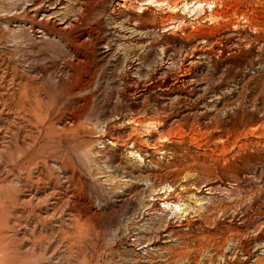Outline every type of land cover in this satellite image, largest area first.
Masks as SVG:
<instances>
[{"label": "rangeland", "instance_id": "374dc122", "mask_svg": "<svg viewBox=\"0 0 264 264\" xmlns=\"http://www.w3.org/2000/svg\"><path fill=\"white\" fill-rule=\"evenodd\" d=\"M144 1L0 0V92L17 97L23 88L22 98L29 103L18 112L29 109L41 123L28 134L18 128V119L8 130L0 126V180L10 175L6 184L0 181V201L8 203L0 223L7 221L14 203L8 229L18 236L25 256L20 264H154L156 246L177 248L189 242L205 227L199 225L200 214L217 212L228 197L245 196L262 184L257 177L262 162L242 174L250 182L243 194L235 182L217 189V182L206 180L200 169L186 167L189 154L180 134L190 128L180 118L190 114L189 120L201 116L209 122L220 99L227 118L245 105L255 107L242 90L245 83L264 84L248 81L263 71V43L252 46L254 62L235 66L230 76L224 74L231 62L215 60L239 53L236 40L246 35H238L239 30L256 32L242 13L264 19V0H219L239 22L228 31L232 46L225 53L217 45L208 53L203 38L193 44L185 38L189 30L217 27L209 19L212 10L222 7L217 0ZM197 2L202 6L195 8ZM121 8L144 11L148 27H139L128 13L120 15ZM161 19L177 24L163 28ZM120 21L133 33L118 28ZM169 36L177 39L170 42ZM125 44L133 46L126 53L119 50ZM160 47L165 49L161 54ZM4 114L0 125L12 118ZM77 114L82 119L74 124ZM160 115L169 126L154 121ZM48 119L51 130L45 129ZM69 130L73 136H67ZM261 195L233 205L227 220L240 223ZM204 204L207 208L200 207ZM186 218L195 222L191 228ZM262 233L264 217H259L246 237ZM84 247L91 248L90 254L78 259ZM238 253L246 264L263 258L264 235L250 248L249 258L229 241L215 264Z\"/></svg>", "mask_w": 264, "mask_h": 264}, {"label": "bare ground", "instance_id": "6f19581e", "mask_svg": "<svg viewBox=\"0 0 264 264\" xmlns=\"http://www.w3.org/2000/svg\"><path fill=\"white\" fill-rule=\"evenodd\" d=\"M144 2L143 3L146 4L147 0H145ZM218 3L222 4V7L220 9H217V11L210 10L211 13L209 16L210 20L217 21V27L211 29L202 28L197 30H189L186 33L187 35L185 36V38H187L186 44H193L198 38H203L206 41V45H210V48L207 50L208 53H213L215 51L216 45L217 47H222L223 53L231 48L232 35L228 33V31H232L233 24L239 22L236 16L227 14L226 5L225 3H223V1L221 2L217 0V4ZM196 4L197 5L195 6V8L202 6L199 4V2H197ZM135 10H132L130 8L129 11H125L121 8V10H119V13L120 15L128 13L130 19H137L138 21H140L139 27L141 28L148 27L147 21H145L143 17L145 15L144 11L142 14H139ZM242 14L244 15L247 26L250 29L254 28L256 32H251L247 29L245 31H242V29H240L238 35L242 36L243 32H245L246 35H243V38H245V40L241 38L236 40V44L239 47V53H232L228 56L224 55L225 57L223 59L217 58V60H215L217 61L216 64H220L225 61L231 62V67H229L225 71V77L230 76L235 66H241L242 64L254 62V49L252 48V46L255 43H263L261 54L264 55V19H256L254 18V16H246L245 12H243ZM160 22L163 28L166 26L174 27L177 24L174 22L166 23L163 19H161ZM116 26L120 29L127 28L126 30L128 34H132L134 31L133 28L125 27L122 21L116 23ZM119 32L121 35L125 34V31L123 32L119 30ZM176 39L177 38L175 36L166 37V40H170V42ZM158 42L157 44L160 43ZM126 44L119 45V50H124V53H126L128 48L133 47L131 45L127 47L128 44L127 46ZM146 46L141 44L139 48L143 50L146 48ZM164 51L165 49L163 47L158 48L159 54L163 53ZM258 60L262 67V58L260 57ZM193 69L194 68L190 69L191 72L193 71ZM253 79H256L258 81L264 80V67L262 72L259 71L255 75L251 76L248 81H251ZM1 81L3 80L0 79V82ZM245 88V90H242L243 97H252L250 100V106L254 105L255 107L253 109H251L249 105H245L244 108H239L240 113L233 112L230 118H227L223 115V111L227 108V106L223 105V99H220V101L217 102L218 113L216 116L213 115L214 117L209 122H203V117L201 116H197L192 120H189L191 119L190 114H187L184 117L180 118V120L183 121L185 128H190V132H181L180 134V138L187 146L189 154L187 162L184 163L185 166L193 169H200L201 171L199 172L205 177L206 180H215L217 182V189H220L221 186H226L228 182H235L236 189L239 193L242 192V194L243 192H246V188L250 183L249 181H245L243 179L242 174L249 171L256 162H262L264 165V84L262 83L259 87L256 88V86L249 87V85L245 83ZM3 91L1 90L0 92V118L4 111L7 115L12 114V118L9 119L8 115V119L5 120L7 124H2L0 126L7 127L4 129L8 130V126L13 124L11 122H15V119H18L17 123H15L17 124L18 128H21V130L25 131V134H28L27 131H31L33 129L38 131V128L41 127V125L39 126V124L41 123L37 122L38 119L36 120L35 115H33L29 109H24L22 111V115H20V113L18 112L19 107L21 108L22 106H28L27 104L29 103V101H27L26 104L25 99L22 98L24 97L22 96V94L24 93L23 88L20 89L17 97H15L14 94L12 96V94L10 95L8 92ZM31 99H29L30 102L33 100ZM31 107L32 106H30L29 108ZM10 110H12V112ZM78 114L77 117L75 115L73 118L74 124H78L79 122H81L80 119H82V117H78ZM142 119L144 121L147 120L144 118ZM33 120H36V122H33ZM51 120L49 121V125H47L45 128L46 130H51L50 128L53 127ZM137 120L138 119H135L134 121ZM154 121L156 123L163 122V127L169 126L168 119L165 117V115L155 117ZM132 123L134 122L132 121ZM73 135V131L69 130L67 136ZM7 163H9V161ZM257 177L262 180V184L260 187L257 186L253 188L250 192L245 194V196L236 195V197H228L230 199H226L227 203L225 205L217 206V212H211L209 215L205 216H203V214H200L201 218H198L199 225L205 227L203 228V230H200L197 234H195L189 242H185L177 248L167 247V244H159L158 246H156L155 250L153 251L152 257V259H154V264H179L180 262H183V264H195L198 261L202 264H215L218 257L223 254L227 243L231 240L237 243V247L243 252L241 255H248L249 258L251 256L250 248L255 242L261 240L264 235V233H262L259 235H249L246 237V235L249 233L250 224L253 222V220L259 217H264V170L259 169ZM8 178L5 174L0 181H5ZM4 184H6V181ZM3 187H6V185H3ZM224 189L232 190L227 187L222 188V190ZM7 191L8 190H6L5 192L7 193ZM258 192H262V195L258 196L252 201V213L245 215V218L240 223H236L233 220H227L226 214L231 208H233V205L236 206L244 202L246 198H249L250 196ZM2 200L3 199H1L0 201V212L6 211V208L4 209V207L8 205V203L4 201L2 202ZM11 204L13 205L14 203ZM12 205L11 209L14 211H12L11 213L8 212L9 215L6 217L7 221L5 222L6 226H3L5 223H0V261L2 262V264H20L24 261L25 258V256L19 249V241H17L18 236L15 234H11L8 229L12 228L11 217L14 216L12 213L16 210L15 204L13 206ZM200 207L207 208V204L201 205ZM208 210L210 209L208 208ZM171 211H176L175 206L171 207ZM203 213H205V211ZM185 220V223L187 224V226H189V228H191L195 223L192 222L190 218H186ZM204 223H206V225H204ZM144 230H146V228ZM88 248L84 247L83 249L79 250V253L76 252L78 253V259L79 255H81L82 257L87 256V254L91 250V248L89 250ZM98 250L99 249H97V251ZM13 253H15V257H13ZM246 262L247 259L240 260V255L238 253L235 259H226L224 260L223 264H246ZM76 264H82V262L79 263L77 260ZM123 264H129V262L125 261V263ZM254 264H264V256L263 258L256 259Z\"/></svg>", "mask_w": 264, "mask_h": 264}]
</instances>
